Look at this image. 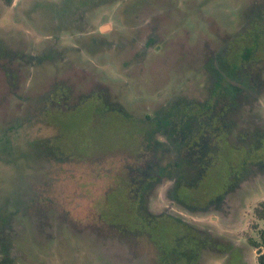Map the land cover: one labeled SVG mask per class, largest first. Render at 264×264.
Returning <instances> with one entry per match:
<instances>
[{
  "label": "rangeland",
  "instance_id": "rangeland-1",
  "mask_svg": "<svg viewBox=\"0 0 264 264\" xmlns=\"http://www.w3.org/2000/svg\"><path fill=\"white\" fill-rule=\"evenodd\" d=\"M253 41L259 60H233ZM221 72L250 89L224 142L197 138L220 158L171 171L177 136L229 106ZM177 111L183 130L157 132ZM260 162L264 0H0V264H259Z\"/></svg>",
  "mask_w": 264,
  "mask_h": 264
},
{
  "label": "trees",
  "instance_id": "trees-1",
  "mask_svg": "<svg viewBox=\"0 0 264 264\" xmlns=\"http://www.w3.org/2000/svg\"><path fill=\"white\" fill-rule=\"evenodd\" d=\"M72 6L73 5H71V4H69V5H65L64 7H61L62 8V10H61V12L63 13V14H65V15H68V14H70V12H71V10H72ZM61 13V14H62ZM252 35H253V33H251V38H252ZM245 43H248V41H244ZM243 42V43H244ZM261 43H258V42H256V45L257 46H261L262 47V49H263V42L262 41H260ZM249 43H250V41H249ZM251 44V43H250ZM246 51L248 52V53H246ZM246 54H245V53ZM236 53L237 52H234V56H233V60L235 59V58H237V59H239V61H241L242 59H240L239 57H241V58H244L243 60H250L251 58H250V54H251V51H250V49L248 48V47H246V48H244L242 51H240V52H238V54L236 55ZM232 56V55H231ZM239 56V57H238ZM235 67H236V64H235ZM224 75H221V74H219V73H217V75H216V77H223ZM215 87H218L217 85H215ZM216 93H217V90H216ZM195 108H198L197 106H195ZM189 114H191V113H180V111H177V113L176 112H169V113H158V114H156L155 115V117L154 118H151V123L152 124H154L158 129L156 130L157 132H161L162 134H164V135H166L168 138L170 137L169 135H170V133H167L166 132V130H171L175 135H176V133H177V131H179V130H183V127H184V124L187 122V121H191V119H192V116L191 115H189ZM194 115L193 116H195V117H200V115L199 116H196L197 114H200V113H193ZM187 124V123H186ZM205 125H201V127L199 128V133L198 132H195V133H193V134H188L187 136H181V135H178L177 137V140L175 141L176 143L175 144H173L174 145V149L173 148H171V147H167V146H165L166 144H163L166 148H165V150L168 148V149H172V150H174V153L177 155V158L176 159H178L177 160V162H175L174 163V165H172V166H174V168L171 170V171H173V170H175L176 169V167H177V169H178V167H179V165H181V163H180V161L181 162H183L182 164H185L186 166H188V171H189V173H190V176L192 177V178H195V177H197V173H198V168H199V173H198V178L197 179H202L203 178V176L205 177V172L207 171V167H208V169H209V167H210V165H211V163L214 161V159H216V158H220V155H221V151H219V153L218 154H216V152H212V150L211 151H209V154H208V156H206V158H204V154L205 153H203L202 151H201V149L199 150L198 149V146H200L201 147V144H200V142L197 140V138L199 137V135L202 133L203 134V131L205 132V134L207 133V130H208V128H206V127H204ZM228 128V127H227ZM189 130V129H188ZM190 131H192V130H190ZM197 133V134H196ZM172 135V134H171ZM207 135H210V134H207ZM220 136L221 135H217L216 137H215V139H214V141L215 140H217V143L219 144V139L218 138H220ZM171 138V137H170ZM181 139V140H180ZM191 139H192V143H193V141L195 142V141H197V144L195 143L194 144V146H191ZM199 139V138H198ZM202 140V139H201ZM181 145H184L185 146V148H187L188 146H190V148L191 149H189V150H187L186 149V151H185V157L183 156L184 155V151H182L181 150ZM220 150V149H219ZM196 151H200V153H201V156H198V152L195 154L194 152ZM186 156L188 157V158H186ZM180 157V158H179ZM190 158L192 159V160H194L197 164H198V166L197 167H194V161H193V163H191L190 162ZM208 160V161H207ZM207 162V164H206V162ZM208 162H210V165H208ZM201 163L205 166V170L204 169H202L201 167H199L200 165H201ZM176 166V167H175ZM168 170V171H167ZM179 170V169H178ZM178 170H175L176 172L178 171ZM204 170V171H203ZM171 171L169 172V169H168V167H165L164 169H162V171H161V173L159 174V175H157V177H158V179L159 180H162V179H164V178H166V177H169V179L172 177V175H171ZM202 172V174H201V172ZM175 172V173H176ZM204 172V173H203ZM193 182H194V180H193ZM177 185H178V187L180 186V183H176ZM187 185H188V187H189V185H191V183H189L188 181H187ZM182 188V187H181ZM180 188V189H181ZM180 189H178L179 191H180ZM178 190H177V195L179 196V198H177L181 203H183V204H187L186 203V201L185 200H183V199H181L180 198V192H178ZM223 196H219V197H217V198H215V199H213V200H210V202H208L206 205L208 206V208H210L213 204L215 205V204H220L221 203V201L223 200ZM263 205H264V203H263ZM191 210H195V211H198V210H200V209H198V207H193V206H188ZM258 213V212H257ZM262 218H264L263 216H264V213H262ZM179 222V221H178ZM179 223H181V224H183L184 225V227H185V225L186 224H184L183 222H179ZM186 229V228H185ZM260 238H261V243H260V248H262V252L260 253V255H259V257H258V261H259V264H264V229H262L261 231H260Z\"/></svg>",
  "mask_w": 264,
  "mask_h": 264
},
{
  "label": "flooded vegetation",
  "instance_id": "flooded-vegetation-1",
  "mask_svg": "<svg viewBox=\"0 0 264 264\" xmlns=\"http://www.w3.org/2000/svg\"><path fill=\"white\" fill-rule=\"evenodd\" d=\"M253 43H254V45L249 48L250 51H251L250 58L251 59H255L254 61H256V59H258V54H261L262 47L261 46L260 47L257 46L256 45V41H253ZM243 49L244 48H242V46H239L238 47V52L242 51ZM246 53H248V52L246 51ZM242 59H244V58H242ZM243 61H246V60H243ZM220 74L225 75V72H221ZM233 80H235V82H232ZM214 84L218 86L217 89L215 88V90H217V92L220 91L222 93V95L224 96V98L228 97V99L231 100V102H229V106L231 105L230 109H228L229 108V106H228V107H224V109H221V110H218V111L214 110V109L211 110L209 108H207L204 111V112H211V113H223L222 115L217 116V118L213 117V120L215 121V123H213L214 121L211 120L212 123H208L206 125L207 127L210 128V129L208 128L207 134H211V136L213 137V139H211V140H214L217 135L218 136L221 135L220 138H218L219 139V143H220L221 141L224 140V139H222L223 135H225V132H227L226 131V127H227L226 118L227 117L229 118L228 113H230V118L232 117V120H233L232 114L233 113H237L238 110H239L238 109L239 106H240L239 98L245 93L244 92L245 88L246 89H250V88L248 87V84L245 82V79H240L239 76L234 78V79L233 78H229V77H225V76H223V77H215ZM225 90H228V92H226ZM250 92H253V91H250ZM256 93H258V92L256 91V92H253L251 94H248L249 100H252V102H254L255 100L253 99L252 95L254 94V96H256ZM254 105L255 106H251V108L254 110V113H260V112L255 110V107H257V104H254ZM246 111L248 113L251 112L249 109H247ZM240 113H243V112H240ZM238 114L239 113H237L236 116ZM226 115H228V116L226 117ZM220 126L222 127L223 130L218 131ZM223 142H222V144H223ZM215 144H218V143H215ZM201 145L206 148L207 146H209V141H206V142H204ZM211 145L212 144H210V146ZM255 165L256 166L254 168V171L252 170V175H256V174H258V172L264 173V163L260 162V163H257ZM257 167H259L260 169H258ZM236 180L238 181V185L241 184V182L243 181V179L240 176H237ZM1 260L2 259L0 258V263H1Z\"/></svg>",
  "mask_w": 264,
  "mask_h": 264
}]
</instances>
